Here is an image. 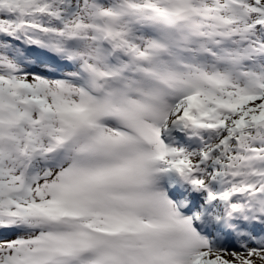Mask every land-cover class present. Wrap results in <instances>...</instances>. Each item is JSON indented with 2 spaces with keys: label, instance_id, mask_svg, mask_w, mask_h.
Here are the masks:
<instances>
[{
  "label": "snow or ice",
  "instance_id": "snow-or-ice-1",
  "mask_svg": "<svg viewBox=\"0 0 264 264\" xmlns=\"http://www.w3.org/2000/svg\"><path fill=\"white\" fill-rule=\"evenodd\" d=\"M0 264H264V0H0Z\"/></svg>",
  "mask_w": 264,
  "mask_h": 264
}]
</instances>
